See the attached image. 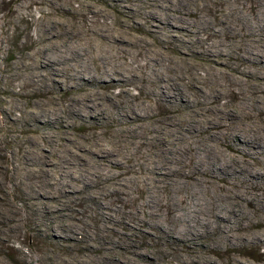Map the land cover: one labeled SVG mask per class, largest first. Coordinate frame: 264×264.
I'll return each instance as SVG.
<instances>
[{
	"label": "rangeland",
	"instance_id": "374dc122",
	"mask_svg": "<svg viewBox=\"0 0 264 264\" xmlns=\"http://www.w3.org/2000/svg\"><path fill=\"white\" fill-rule=\"evenodd\" d=\"M182 2L179 10L198 11L203 19L212 21L211 28L203 29L200 38L211 43L228 38L225 33L217 35L213 32V28L220 29L218 21L229 12L226 3L220 0ZM241 2L255 3L254 0ZM115 5L114 0H0V264H264V244L256 238L264 234V223L257 224L261 220L264 222V201L256 199L255 205H250L238 199L241 191H251L249 175L242 171L245 165L237 166L231 162L248 161L236 152V141H223L221 146L219 140L212 139L201 129L208 124V117L219 114L216 105L232 110L237 101L255 93L261 95L264 107V79L259 81L261 86L256 92L251 89V84L242 88L229 83L226 73L241 76L233 70L235 66L239 65L240 71L246 66L254 70L242 59L233 58L236 51L241 52L240 44L231 43L229 56L222 57L229 63L227 66L216 65L213 59L218 57L201 53L193 33L179 29L172 36L168 28L153 33L156 27H151L152 22L147 19L149 9L145 5L135 2L133 9L124 8L127 4ZM199 16L198 13L189 16L188 22L200 23ZM231 19L234 25L240 26L234 16ZM178 20L169 23L183 26ZM106 25H113L116 32H126L124 38L128 42L123 43L126 48L123 52L127 62L122 61V67L129 71L126 75L135 72L154 74L173 85L181 81L183 88L187 87L185 93L191 101L183 103L175 86L178 100L170 104L159 88L153 95L146 93L143 81L137 78L135 83L107 87L105 83L109 81L89 79L88 76L84 85L73 79L72 68L59 69L53 54L50 57L55 52L52 40L59 45L66 38L84 40L83 37L95 36L94 30L98 26ZM42 57L51 59L46 61ZM101 62L93 58L92 68H99ZM113 65L121 66V62ZM212 66L219 71H208ZM260 68L264 75V67ZM195 76L199 80L194 79ZM195 84L198 86L194 87ZM81 85L85 89H81ZM199 87L205 88L206 92L217 88L219 94L216 96L215 92L211 96L216 97L206 95L204 99ZM74 98L83 101L76 102ZM204 100L212 101L214 107L202 106ZM85 103L92 108L86 107ZM101 106L106 110L100 111ZM132 107H136L138 118L131 113ZM263 115L258 113L260 121ZM255 122L258 120L252 124ZM143 127L148 128L146 138L152 145L138 149L139 137L136 135ZM169 128L173 131H168ZM183 131L190 132L187 138L181 136ZM167 138L171 142L175 140L173 147L178 149L175 168L182 167L186 173L192 169L194 155L189 149L194 144L202 151L206 144L216 150L221 148L229 159L223 164L227 172L230 171L225 174L232 178L229 191L220 189L224 182L218 183L220 187L210 185L211 192L202 191V195L206 192L205 198L218 201L223 216L235 214L232 221H224V233L217 227L219 220L212 216L209 207L205 210L208 222H197L189 230L171 217L166 205L172 202L170 198H178L185 191L167 188L163 182L156 193L145 183V161L152 157L158 159L156 166L162 161L160 147ZM199 154L205 156V153ZM238 170L243 172L242 175ZM188 179L195 181L193 176ZM257 193H264V190Z\"/></svg>",
	"mask_w": 264,
	"mask_h": 264
},
{
	"label": "bare ground",
	"instance_id": "6f19581e",
	"mask_svg": "<svg viewBox=\"0 0 264 264\" xmlns=\"http://www.w3.org/2000/svg\"><path fill=\"white\" fill-rule=\"evenodd\" d=\"M220 1L226 3V5L229 6L228 7L229 8V12L225 14L224 19L218 21L219 26L218 25L217 26L220 29L217 30V29L213 28V30H214L213 32L215 34H217V35H223L225 33V34L228 35V38H226V39L219 38L218 40H216V41H214V42L211 43V42H209V41H207V40H205L203 38H200L199 37V34L201 33V31L203 29H205V28H211L210 27V24L212 23V21H210V20L208 21L206 19H203L201 16H199L200 13L198 11H193L192 10V11H188L187 12L186 10H184V12H183V11L179 10V8L183 4L182 0H178L177 2H174L172 0H114L115 4L118 5V6H120V7L125 6V4H127L126 7H124L126 9H133L135 2H139L142 5H145L146 6L145 8H148L149 9V11L147 13L148 14L147 19L152 22L151 27H156V29L153 31V33L162 32V31H159V30H163L164 28H168V31H169V33L172 36L176 35L178 33L179 29H182V31H184L185 33H189V32L193 33V35L196 37L198 43L200 44V47H201L200 48V52L201 53H203L205 55H210L211 57H214V56H217L218 57V59H213L215 61L216 65H222V66L224 65V66H227V64H229V63H225L224 60H222V57L223 56L224 57L229 56V53H230L229 50H232V49H230V48H232L231 47V43H235V44L242 45L241 52H237L236 51L233 54L234 55L233 58L235 60L242 59V61L245 62L246 65H251V67H253L254 70H250L249 67L246 66V68H245L244 71H240L238 69V66H239L238 65V66H235L233 68V70L236 71L238 73V75L240 74L241 76L236 77L233 74H229L228 75V73H226L227 74L226 76L228 77V80H229V83L230 84L231 83H236L239 86H241L242 88H245V86H247L248 84H251L252 85L251 89L253 91H255L258 86H261V84H260L259 81L262 80V79H264L263 72H261V68H260V67H264V0H254L255 3L253 5H250L249 2L248 3L247 2H241V0H232L234 2H232L231 0H220ZM204 3H205V1H204ZM235 3H237V4H235ZM205 5H207V4H205ZM195 13H198V16H199L198 21H201V22L200 23L199 22H196V21H194L193 23L192 22H188V17L191 16V15H194ZM143 15H144V13H143ZM202 15H204V13ZM231 16H234L235 21L236 22H239V25H240L239 27H237L236 25L233 24V21H232L233 19H231ZM176 19H179L178 21L183 26L179 27L176 24L173 25V24L169 23V22H172V21H174ZM139 20H140V18H139ZM188 27H190L191 29L188 28ZM99 28H100V26H98L97 29L94 30L95 33H96L95 36H91V37H88V38H84L83 37L84 40L80 39V40H75L74 41L73 38H66L65 40H63V42H62L63 44L62 45L56 44V41H54V40L51 41L52 42V46H53L52 49L55 50V52H52L50 57H52V54H53V57L52 58H54V60L56 61V63H58L59 69H63L62 67H66L67 69L68 68H72L71 71L73 72V74L71 73V75H72V77H74L73 79L76 80V81H82L84 83V85H86V83H87V82H85V78L88 77V76H90L89 79H94V80L95 79H97V80L102 79L104 81L105 80L106 81H109V83H105L107 85V87L108 86H111V85H118V84L119 85H126L128 83H135V78H137L138 81H140V82L143 81L144 84L143 83L142 84H143V88H145L144 91L146 93L153 95L154 92H156L155 89L156 88H159L161 90L160 94L162 93V97L165 99V101H167L170 104H174L175 101L178 100L177 99V94H175L176 92L174 93V88H173V87L176 86V90L179 92L178 93V97L181 98V101L183 103H185V104H188L189 101H191L187 97V94H186L187 92L185 93L186 89H184V88H187V87H184L183 88V84L181 83L180 80H178V81H180L179 84L178 83H174V85H173V84L167 83L166 80H163V78H160L159 76L154 75V74H152V75H154L153 77H152V75L150 76V75H144V74H137V72H135V74H133V73L130 74L129 73V75H126L125 73L128 74L129 71L127 72V70L124 67H122L123 66V62L122 61L124 60L125 61V64L127 62V58H126V56H125V54L123 52V50L126 49L123 46V43L126 44L128 42L127 39L124 38L126 32H122V31L121 32L120 31L116 32L114 30V26L113 25H111V26L110 25L109 26L106 25V26L101 27L100 29ZM175 28H177V29H175ZM188 29H190V31ZM78 33H80V32H78ZM160 37H161V35H160ZM43 47H45V45H43ZM160 52H162V51L160 50ZM120 53H122V54L120 55ZM95 57L98 58V59H100L102 61L101 62L102 64L100 65L99 68H92L93 67L92 66V60ZM42 58H44V57H42ZM49 58L45 57L44 59L46 61H48ZM34 60H35L34 63H36L37 61H36L35 58H34ZM46 61H44V62H46ZM184 61H186V60H184ZM114 62H118V63L121 62V66H115L114 67V65H113ZM108 64H111V66L108 67ZM158 64H160V63H158ZM33 66H35V64H33ZM129 68H131V67H129ZM208 71H210L211 73L213 71L218 72L219 69H217L216 67L212 66L210 68V70H208ZM210 72H208V74H211ZM212 75H214V73ZM211 78H213V77H211ZM194 79L199 80V77H196L195 76ZM31 81H33V80H31ZM84 85H81L80 88L81 89H85L84 88L85 87ZM195 86H198V85L195 84L194 87ZM163 89H164V93H163ZM203 89H205V88H203ZM203 89L200 88V90L202 91V96L204 97V99H205V97L207 98L206 95L211 96L213 93L217 92V88L210 89V90H208V92H206L207 90L205 91ZM208 89H209V87H208ZM149 90H152V91H149ZM218 94L219 93L217 92L216 93V96H218ZM111 96L112 95L109 96L110 99H112ZM216 96H211V97L214 98ZM260 96L261 95H258V94H255L254 93L251 96L244 97L240 101H237L236 102V106L232 110H227L226 107H220V106H217L216 105V110H217V112L219 111V114L216 117H214L212 115L213 114L212 113L211 116H213L214 118L213 117H208V124L204 125L203 128L200 127L203 130V132H207L208 135L212 139L219 140L221 146H222L223 141H226V142L228 140L236 141V152L240 153L244 158H246V160L248 162L247 163L246 162L245 163H239V162H237V160L236 161H232L231 159L230 160L235 165L237 164V166L238 165H242V166L245 165L244 167H246V168H242V171L248 172V175H249L248 185H249V188L251 189V191L248 190V191H246V193H241L242 191L240 193L238 192L239 193L238 194V199L243 200V201H246L250 205H253V204L255 205V200L256 199H257L258 202L264 201V199L261 198V197L264 198V193H261V194L260 193H257L258 190H261V189L264 190V115H263L262 121H260V119L258 117V113L264 114V107L262 105L263 102H262V98ZM81 98H82V96H81ZM190 98H192V97H190ZM208 100H210V99H208ZM75 101L82 103L83 100L75 99ZM85 104H86V107L92 108V106L89 103H85ZM201 104H202V106L204 105V106L209 107V108H210V106H213L214 107V103L212 101L207 103V101L205 102V100H204ZM137 105L138 104H136V106ZM49 107H50V104H49ZM101 107L102 108L100 109V111H103L105 108L103 106H101ZM135 108L136 107H132L130 110H131V113L132 114H136L137 115ZM199 109H200V107H199ZM40 111H41V109H40ZM202 111H204V110H201V112ZM138 112H140V111H138ZM209 112L210 111H208V113ZM152 113H154V112H152ZM194 114H196V113H194ZM246 115H248V117L245 118ZM146 116H148V114ZM138 117H139V115H137L135 118H138ZM181 117H183V116H181ZM124 119H126V118H124ZM191 120H193V119H191ZM197 120H198V118H197ZM257 120H258V122H255V123L252 124V122L257 121ZM131 121L133 123L136 122L135 120H131ZM131 121H129V122H131ZM141 123H143V122H141ZM258 125H260V128H257ZM149 126H151V125H149ZM158 128H159V126H158ZM177 128H179V127H177ZM191 128H192V126H191ZM147 130H148L147 127H143V128H141L140 133H137V135H136V136L139 137V140L137 141V145H136V147L138 149L141 148V147H145L148 144H151L150 140H148L146 138V133H147L146 131ZM179 130H181V129H179ZM168 131H171L172 132L173 129L172 128H169ZM117 133H119V132H117ZM181 133H182L181 136H185V137L187 136L188 137V135H189L188 133H190V132L183 131ZM132 135H133V133H132ZM164 137H163V139H164ZM132 138H134V137H132ZM176 138H178V137H176ZM174 141H172V142L171 141H168V138H167V139L164 140V143L163 144L161 143L162 146L160 147V150L163 151V159H162L161 162H159V164L157 166H156V161L158 159L156 160L153 157L152 158H148V159L145 158L146 159V161H145L146 164H145V167H144V170H146L145 171L146 172L145 183L148 186L153 187L155 189L156 193L159 191V189L162 186V183L163 182H166L164 186L167 187V188L168 187H170V188L175 187L176 188L175 189L176 191H185V193H183L178 198H170L169 197L172 202H167L166 205L169 206L168 209H169L170 215H172L171 217H173V219L176 220V221H181V223H183L184 226L186 225L189 228V230L193 229L192 227H194L195 226V223H197V222L199 224H203L205 221L208 222V219L209 218L206 217L205 212L208 211V207H209L210 208L209 210H210V213L212 214V216L216 217L219 220L217 222V227L220 229L221 233H224V228L226 226V223L224 221H227V220L228 221H232V218H235V214L228 213L225 216H223L221 214V212H220L219 205L217 203L218 201L216 202L215 199H214V201H211L210 198L209 199L205 198L203 195L206 192L202 195V191H210L211 192L212 191V188H211L210 185H213V186L214 185H218L219 187H220V185L221 186L223 185V187L220 188V189L221 190H225V191H229V188L230 187L228 186V184H230L232 182V180H231L232 178H229L228 177L230 175H226V174H229L230 171L227 172L228 170H226L224 168V165H223L226 161L228 162L229 159L222 153V149L219 148V147L218 148L220 150H216V148H213L211 145H207L206 144V145H204L205 148L203 147L204 150L202 151L200 147L195 146V144H194L189 149V152L190 153L193 152V155H194V159L192 161V163H193L192 164V169H191V172L190 173H186L183 170L182 167H179L178 166L177 168H175V164L177 162V160L175 159L177 157H175V156L177 155V152H178L177 150L178 149H176V148L173 147L174 146V144H173ZM209 141H212V140L209 139ZM187 143L189 144V141ZM211 144H213V143H211ZM93 145L95 146V144H93ZM119 145H121V144H119ZM155 145H156V142H155ZM104 147H102V148H104ZM186 147H187V145H186ZM148 148H146V149H148ZM157 150L158 149H156V151ZM94 151L97 152V149H94ZM112 151L113 150H111V152ZM120 151H123V150H120ZM199 153H205V156L202 157ZM115 158H117V157H115ZM111 160H112V158H111ZM184 161H182L183 164H184ZM253 164H255V165H253ZM231 166H232V164H231ZM106 168H108V167H106ZM155 169L157 171H155ZM239 170L237 172L238 173H241V175H242L243 172L242 171H239ZM172 175H175L176 178L175 179H172L171 178ZM141 176H143V175H141ZM190 176H193L195 178V181H193V182L190 181L188 179V177H190ZM126 179H128V178H126ZM134 179H135V177H134ZM205 182H207V183H205ZM221 182H224V183H222V184L219 185L218 183H221ZM236 184H239V183H236ZM189 188H191L192 190L191 189L189 190ZM245 188H246V186H245ZM214 190H215V188H214ZM187 191H188V195H187ZM169 192H170V190H169ZM228 195L230 197V193ZM150 197H151V195H150ZM154 198H153V202H152L153 203V206H155V204H154ZM156 201H158V200H156ZM167 201H169V200L167 199ZM230 203H231V201H230ZM229 205H231V204H229ZM205 206H207V207L205 208ZM197 208H201V209L194 210V209H197ZM161 210H162V208H161ZM235 210L233 209L234 212H235ZM199 211H201V213ZM253 211H255V210H253ZM195 212H199V214L196 215V216H194V214H196ZM247 214H250V213H247ZM192 216H193V219H192ZM168 219H169V217H168ZM176 223L178 224V222H176ZM250 223H249V225H250ZM261 223H264V222H262V220H261L257 224H261ZM252 226H254V225L252 224ZM227 230H226V233H227ZM263 232H264V228H263ZM192 233H193V231H192ZM257 233H259V232H257ZM237 236H238V234H237ZM248 238H250V237H248ZM256 238H258V240H260L259 241L260 244L261 243L264 244V234L263 235H260V236H256ZM242 240H243V238H242ZM234 244H237V243H234ZM222 245H223V243H222ZM230 249H232V248H230ZM232 260H234V259H232Z\"/></svg>",
	"mask_w": 264,
	"mask_h": 264
}]
</instances>
